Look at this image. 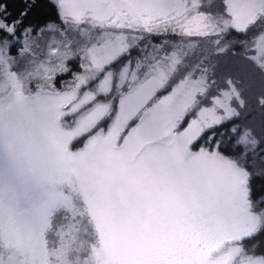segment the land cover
<instances>
[{
  "label": "snow or ice",
  "instance_id": "obj_1",
  "mask_svg": "<svg viewBox=\"0 0 264 264\" xmlns=\"http://www.w3.org/2000/svg\"><path fill=\"white\" fill-rule=\"evenodd\" d=\"M0 264H264V0H0Z\"/></svg>",
  "mask_w": 264,
  "mask_h": 264
}]
</instances>
